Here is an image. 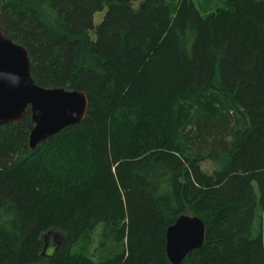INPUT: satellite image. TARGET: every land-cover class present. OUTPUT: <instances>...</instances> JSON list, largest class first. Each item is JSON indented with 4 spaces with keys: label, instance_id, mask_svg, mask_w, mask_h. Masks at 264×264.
<instances>
[{
    "label": "trees",
    "instance_id": "obj_1",
    "mask_svg": "<svg viewBox=\"0 0 264 264\" xmlns=\"http://www.w3.org/2000/svg\"><path fill=\"white\" fill-rule=\"evenodd\" d=\"M226 2L0 0L34 82L89 100L35 151L29 110L0 129V264H171L181 216L206 227L182 264H264V0Z\"/></svg>",
    "mask_w": 264,
    "mask_h": 264
},
{
    "label": "water",
    "instance_id": "obj_2",
    "mask_svg": "<svg viewBox=\"0 0 264 264\" xmlns=\"http://www.w3.org/2000/svg\"><path fill=\"white\" fill-rule=\"evenodd\" d=\"M1 13L0 4V17ZM88 109L89 100L82 92L39 87L31 75L28 51L14 43L0 26V129L21 123L29 110L32 127L28 145L35 151L83 123ZM205 239L206 227L200 218L181 216L166 233L169 262L182 264L188 255L203 248Z\"/></svg>",
    "mask_w": 264,
    "mask_h": 264
},
{
    "label": "rangeland",
    "instance_id": "obj_3",
    "mask_svg": "<svg viewBox=\"0 0 264 264\" xmlns=\"http://www.w3.org/2000/svg\"><path fill=\"white\" fill-rule=\"evenodd\" d=\"M195 3V6L197 7V9L199 10V12L203 15V16H209V15H213L214 13H216V11L218 10H223L226 9V0H192ZM177 4V1H176ZM139 5V3L135 4L134 6L137 8ZM105 16V12L104 13H98L94 16V26L98 27L101 22L103 21ZM90 37L95 40L96 39V33L95 31H92L90 33ZM221 165L218 163H213V162H205L201 165V170L206 173L207 175H212L213 173H215L216 171H218L220 169ZM260 218L258 220L259 225H256V229H255V235L256 234H262L264 233V213L263 211L260 212ZM46 243H48L49 245H47V250H49L51 248V246H53V244H58V240L60 239V236L56 235L55 237V242L53 243L52 238H49L50 236H47V234L44 236ZM52 237V236H51ZM57 238V239H56ZM97 242V240H96ZM95 242V245H96ZM92 250V248H91Z\"/></svg>",
    "mask_w": 264,
    "mask_h": 264
}]
</instances>
